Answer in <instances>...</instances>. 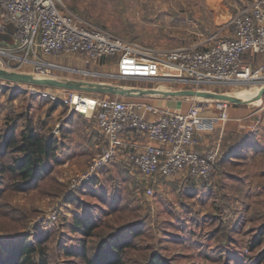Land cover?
<instances>
[{"label": "rangeland", "instance_id": "obj_1", "mask_svg": "<svg viewBox=\"0 0 264 264\" xmlns=\"http://www.w3.org/2000/svg\"><path fill=\"white\" fill-rule=\"evenodd\" d=\"M253 1L224 0V3H230L232 15H235L241 5ZM62 2L83 22L153 47L172 48L186 42L193 44L214 35V0ZM7 27L12 34L0 31V44L16 41L15 27L11 23H7ZM212 43L213 40H210L206 45ZM75 56H60L58 60L70 66L86 67L82 58ZM116 60L114 56H105V66L91 64L89 68L103 73L116 71ZM50 77L63 81H116L103 74L90 76L60 70L54 71ZM117 83L125 88L155 87L154 83L145 80H118ZM44 87L63 93L60 86L36 85L0 77V132L15 122L20 130L29 118L40 130L52 131L61 139L58 149L61 163L55 165L50 175L41 179L38 185L25 191L0 186L2 241L16 244L24 237L33 240L38 232H48L51 263L76 264L81 259L67 251H80L83 246V235L71 228L73 219L79 215L96 220L99 235L109 229L106 227L108 224L115 227L132 220L140 223L141 232L134 238L135 245L124 264H141L145 259L144 252L153 250L169 257L174 264H264V234L261 233L263 242L250 249L253 236L264 227L258 225L264 222V143H259L261 140L264 142V127L260 126L264 118L258 113L264 100L244 103L248 109L251 107L248 112L251 117L249 114L246 118L230 115L225 124L205 134L203 140L206 139V142L199 147L200 151L222 147L223 143L214 145V132L220 128L226 131L229 124L238 123L241 132L249 130L254 139L247 145L246 151H257L246 163L229 166L221 172L217 160L211 174L201 178L202 181L188 178L183 182L182 178H173L152 184L153 178H144L134 170L129 172L128 166L115 161L99 172L102 173L101 183L91 180L70 193L71 179L89 168L105 144L94 117L77 113L61 101L40 97L38 89ZM159 87L168 90L175 85L168 82ZM215 89L212 92L230 94L240 89L249 90L248 95L257 91L253 86ZM81 91L101 97L152 100L151 94L135 96ZM235 95L243 94L238 92ZM193 102L202 103L204 113L208 114L214 112L219 100L196 96ZM93 141L97 143L94 146ZM96 181H99L98 178ZM148 186H152L153 194L147 192ZM74 196L78 198L72 199ZM111 202H115L119 209L112 210ZM54 211H57L56 218L51 215ZM90 240L89 246H93V250L98 243L97 237Z\"/></svg>", "mask_w": 264, "mask_h": 264}, {"label": "built area", "instance_id": "obj_2", "mask_svg": "<svg viewBox=\"0 0 264 264\" xmlns=\"http://www.w3.org/2000/svg\"><path fill=\"white\" fill-rule=\"evenodd\" d=\"M7 23L15 27L16 41L0 44V67L10 71L37 77H50L57 70L90 76L103 74L116 80L109 81L111 84H118V80H145L154 83L158 90L159 85L168 82L175 87L206 92L220 87H264V63L255 68L244 59L248 51L264 53V6L260 0L241 7L227 20L231 37L216 39L215 34L172 48L128 40L83 22L62 0H0V31L12 34ZM210 40L213 43L206 45ZM74 54L81 56L86 67L56 60ZM105 56L117 58L116 71L103 73L89 68ZM62 91L44 87L38 89V94L94 117L105 136L102 152L84 173L71 179L70 193L115 161H125L131 170L144 178H153L156 184L158 176L195 180L208 177L221 154L220 146L205 152L199 147L206 133L230 119L228 101L219 100V111L206 114L200 102L191 103L187 110H178L147 99L101 97L66 87ZM147 192L154 193L152 186L147 187ZM51 215L56 218L57 211Z\"/></svg>", "mask_w": 264, "mask_h": 264}, {"label": "trees", "instance_id": "obj_3", "mask_svg": "<svg viewBox=\"0 0 264 264\" xmlns=\"http://www.w3.org/2000/svg\"><path fill=\"white\" fill-rule=\"evenodd\" d=\"M231 105L237 106L238 104L232 103ZM238 126V123L228 125L217 162L218 170L221 172H224L225 168L229 166L246 163L257 152L256 150H254L255 152H251L253 150L246 151L247 145L254 139L249 130L245 129L241 132ZM18 129L19 124L15 122L0 132V186H10L17 191H25L38 185L41 179L50 175L55 165L61 163L58 158L61 139H58L52 131L40 130L29 118L26 119L20 130ZM9 153L11 154L9 155ZM120 161L124 166H128L125 161ZM128 169L130 172V166ZM97 178L99 181H96ZM101 179L102 173L95 176L92 182L98 184L101 183ZM157 179L159 181L166 180L163 176H158ZM182 180L186 181V179ZM180 184L185 185L186 183ZM75 198L78 197L74 196L72 199ZM110 206L114 211L119 209L115 202H111ZM139 224L134 220L115 227L108 224L106 227L109 229L103 235H99L97 234L99 225L96 220L77 215L73 219L71 228L83 235L81 236L83 246L80 251L68 250L67 252L81 259L76 264H124L135 245L134 238L141 232ZM258 225L264 226V222H260ZM263 228L253 236L250 249L263 242L261 236V233L264 234ZM35 237L33 240H30L28 236L24 237L16 244L6 243L0 238V264H52L48 249L50 234L38 232ZM94 237H97L98 243L92 250L93 246H89V240ZM144 253L145 259L141 264H174L169 257L156 250Z\"/></svg>", "mask_w": 264, "mask_h": 264}, {"label": "water", "instance_id": "obj_4", "mask_svg": "<svg viewBox=\"0 0 264 264\" xmlns=\"http://www.w3.org/2000/svg\"><path fill=\"white\" fill-rule=\"evenodd\" d=\"M6 38V37H4ZM0 77L6 78L12 81L28 82L36 85L43 86H60L66 88H75L80 90H90L97 92H105L109 94L117 95H158L161 97H176L182 95H194L204 98H212L230 103L244 104L258 101L264 96V87H261L251 96H236L230 93L221 92H206L194 89H182V90H158V89H146V88H125L118 84H111L107 82H89V81H63L52 77H37L30 73L10 71L0 67ZM180 105V103H179Z\"/></svg>", "mask_w": 264, "mask_h": 264}, {"label": "crops", "instance_id": "obj_5", "mask_svg": "<svg viewBox=\"0 0 264 264\" xmlns=\"http://www.w3.org/2000/svg\"><path fill=\"white\" fill-rule=\"evenodd\" d=\"M260 1L262 2V5L264 6V0H260ZM251 3L252 2H249V3L246 2L245 4L241 5V7L249 6ZM229 4L226 5L224 3V0H214V35L217 34L216 39L217 38L231 37V31L228 28H226L227 27L226 22L231 17V15L233 14V9L231 8V5H229ZM216 39H214V41ZM188 44L189 43L186 42V43L181 44V45H188ZM75 57L79 58L81 56L77 55ZM244 59L246 61L250 62L256 68V67H259L260 65H262L264 63V53H253V52L248 51L244 54ZM56 60L60 61V60H58V58ZM61 62L63 64H66L63 61H61ZM98 64H101V66H105L103 59ZM98 64H96V65H98ZM71 66H74V65H71ZM170 88L171 89H178V90L189 89V88H183V87H179V86L178 87H169L168 89H170ZM243 95H248V94L246 92H244ZM135 96H140V95H135ZM194 97H196V96H194V95H182V96H176V97L169 96V97L165 98V97H161L158 95H151L152 100L149 99V101H152L158 105L168 107L170 109L187 110L188 107L190 106L192 100L194 99ZM261 100L263 101L264 98L260 99L259 101H261ZM179 103H180V105H179ZM253 105H255V104H253ZM231 106H230L231 117H233V118H240V117L246 118V116L248 114L250 116V113H248V112H249V109L251 107L248 109L247 108L248 105L246 106V104H238L237 106H234V105H233V107H231ZM261 109H262V112H260ZM215 111H216V108L214 106V112ZM258 113H260V116L262 115L264 118V105H262V107L260 108ZM261 120H262V124H260V126L264 127V119H261ZM97 128H98V126H97ZM223 129L224 128H220L216 132H214V145L216 143L220 144V143L224 142V136H226V134H227V129H226V131ZM98 132L100 134V137L102 136L103 142L105 144V136L100 132L99 129H98ZM205 142H206V139L202 140V144H204ZM259 143H261V145H262L264 142H263V140H261V141H259ZM92 144L94 146L97 143H95L93 141ZM89 147H90V149H93L91 146H89ZM257 148H259V147L257 146ZM220 149H222L221 146H220ZM202 152H205V150H203Z\"/></svg>", "mask_w": 264, "mask_h": 264}, {"label": "bare ground", "instance_id": "obj_6", "mask_svg": "<svg viewBox=\"0 0 264 264\" xmlns=\"http://www.w3.org/2000/svg\"><path fill=\"white\" fill-rule=\"evenodd\" d=\"M238 92L243 94L244 92H246V93L249 92V90H246V91H245V90H239ZM238 92H237V93H238ZM237 93H234V94H237ZM253 93H254V92H253ZM252 95H253V94H252ZM236 96H251V95H236Z\"/></svg>", "mask_w": 264, "mask_h": 264}]
</instances>
